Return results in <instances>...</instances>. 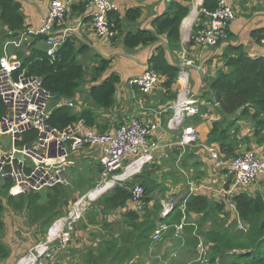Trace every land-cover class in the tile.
Segmentation results:
<instances>
[{"label": "trees", "instance_id": "16d2710c", "mask_svg": "<svg viewBox=\"0 0 264 264\" xmlns=\"http://www.w3.org/2000/svg\"><path fill=\"white\" fill-rule=\"evenodd\" d=\"M191 1L184 0L182 3L183 1L169 0L164 13L153 19L152 31L136 30L133 32L124 30V24H131L140 19V8L128 9L123 16L117 11H111L108 13V21L115 35L109 38L108 42L115 44L116 40H121L126 50H134L138 47L154 45L160 37H165L167 49L171 52H178L180 50V25L189 15ZM216 7L217 0H202L200 9L210 12L214 11ZM85 8H87L85 4H73L69 9L73 14L83 13ZM198 20L201 23L197 22L192 26L191 40L188 45L195 43L198 33L204 28L203 24L207 21V17L200 13ZM184 22L182 28L186 29ZM0 23L6 30L0 35L1 57L4 42L17 41L21 33L27 31L28 28L19 2L0 0ZM57 26L55 22L53 29L56 30ZM32 38L34 37L32 36L23 42L19 49L11 48L10 53L17 54L21 61V70L25 71L26 75L41 79L42 86L54 96V100L72 101L80 90L82 79L87 74L82 57L88 49L82 46L77 48L75 37H68L59 47L54 58H51L47 55L46 49L42 47L41 40L35 38L32 41ZM222 59V67L217 69L214 77L208 80L216 97L217 105L212 104L206 90L203 91L202 96L211 103V106L216 108L217 114L222 119L220 122L212 123L207 143L216 144L220 154L228 158V156L233 157L237 154V147L240 142L249 144L255 140L256 145H264V57L252 58L247 55L242 45H238L227 47ZM110 62V60L99 58L89 72L87 84L90 87L86 92V100L89 106L78 113L68 104H53L48 120L51 127L63 130L72 124L82 122L86 127L96 128L101 132L107 128L106 125L109 121L104 119L100 112H107L114 107L120 78L116 73H111L102 81H98L107 72ZM147 69L161 77L159 83L162 89L161 97L165 99V102L172 103L177 96L174 87L179 68L166 59V48L163 45H158L149 57ZM205 110L203 109L202 112ZM3 114L4 108L0 101V117ZM247 119L252 125V135L240 139L242 136L238 122ZM166 121L167 119L161 120L162 126H165ZM28 135L33 134L28 133L25 137ZM178 153L175 152V155ZM174 160L176 161V158ZM97 165L95 169L100 171L101 167L99 164ZM182 167L186 169L183 161ZM176 170L179 172L177 168ZM73 171L80 173L82 181L79 185H75L74 181L71 182L73 191L83 194L94 187L95 178H89L92 172L90 167ZM151 175L152 173L150 175L143 174L141 171L139 176H135L145 191V209H150L146 211L144 209L143 219H146L144 220L146 223L143 233L140 234V239H148L156 222H165L168 226L179 225L183 216L186 218L187 224H197L198 235H200L199 228L202 231L203 222L209 221L215 225L220 220L221 215L229 217L231 214L234 218L231 221L236 226V217L229 209L226 199L216 203L206 196L190 195L182 199L181 203L177 204L167 217L160 218L162 200L159 202L153 199L151 193L155 190L163 193V185L158 183V179H151ZM91 181L93 183L89 185ZM0 183V233L5 228L2 213L5 207H9L15 213L26 215L28 222L32 225H38L42 229V233L45 234L52 223L64 216L63 208L67 205L72 193L68 186L57 184L52 188L45 189L48 193L45 196V201L42 202L40 191L14 197L8 193L12 186L11 182L0 181ZM132 186V182H125L123 186H115L107 191L100 196L99 207L104 212L123 208L130 199ZM149 203L153 204L152 208L149 207ZM232 204L235 206L239 221L245 225L244 231H233L231 227H225L223 232L218 233L215 232V228L220 225L216 224L215 228L207 230L204 228V223L203 228L207 232L204 242L209 245V264H264V195L249 196L246 193H239L232 198ZM182 205L183 213L181 211ZM126 217L134 222L138 215L135 212H129ZM150 218L154 220L150 221ZM190 225L185 226L183 231H190L192 234L194 226ZM170 229L173 230L172 227ZM191 241L195 248L197 238L192 235ZM116 246V243L107 241L103 245V252L106 256L111 257ZM118 252L121 250L116 251V253ZM9 253L8 247L0 243V261H5L9 257ZM109 259L105 260V264H122L119 258L114 257L111 261ZM88 264H92V261Z\"/></svg>", "mask_w": 264, "mask_h": 264}, {"label": "built area", "instance_id": "2783aa9c", "mask_svg": "<svg viewBox=\"0 0 264 264\" xmlns=\"http://www.w3.org/2000/svg\"><path fill=\"white\" fill-rule=\"evenodd\" d=\"M200 6L201 4L198 10L190 12L191 20L187 26L200 13L207 17L206 25L195 39V44L205 50L217 46L227 38V29L235 19V11L229 0H217L216 9L210 12L200 9ZM112 9L113 6L109 0H102V3L97 4L94 33L99 38L108 40L113 36L108 33L103 24L104 14ZM65 10V5L59 0L51 1L41 28L37 31L22 32L17 41H7L3 47V55L0 57V101L4 114L0 117V144L3 145L2 140L6 139L8 146H0V181L11 182L12 186L8 193L14 197L52 188L57 184L68 186L65 175L75 163L73 157L85 148L95 153L101 170L94 188L88 194L72 201V207L66 212L67 216L54 222L48 229L47 244L53 242L54 246L50 249L47 246L37 247L35 253L22 258L18 264H47L54 252H59L70 242L74 225L82 217L85 200H91V197L96 199L103 195V192L115 186H123L129 179L139 175L146 164L152 162L153 154L160 147L165 148L171 145L155 139L157 128L161 126L160 120L152 124H144L136 120L123 121L116 126L111 125L109 129L102 132L96 128H88L82 122L72 124L63 130H58L48 124L53 96L44 89L40 78L28 76L25 71L21 70L20 60L15 54L9 53V48H20L22 42H26L30 37L45 34L49 53L58 50L74 33L73 29L62 31L53 29L55 22L59 23L63 20ZM190 40L191 36L187 34L185 44H188ZM259 44L263 48L261 56L264 57V32L259 39ZM176 65L179 68L175 84L177 96L169 108L162 112H171L165 123V132H178V139L176 138L174 144L179 149V156L175 164L179 173L183 175L185 174L183 170L186 169L182 167V154L188 147L200 145L199 133L189 126L188 122L202 115L205 102L198 91L193 92L190 89L189 69L202 73V69L195 60L188 58L183 51L179 54ZM160 81L159 75L146 68L142 74L132 78L129 82L143 95H150ZM206 104L211 105L210 102ZM28 133L33 135L25 137ZM207 152L214 165L225 171L231 187L229 191L224 192L226 202L236 217L237 229L244 231L245 225L237 217L231 196L237 187H245L259 181L264 182V154L243 152L234 158L222 159L223 156L215 148H207ZM120 169L124 171L117 174ZM189 186L186 198L197 190L192 184ZM130 194L128 203L131 212L137 215L144 213L145 191L143 187L139 184L133 185ZM176 205L177 203L172 202L162 203L160 218L167 217ZM181 211L183 213V205ZM157 223L151 236L153 242L160 241L171 227L178 236L185 226L190 225L186 223L184 216L179 225L168 226L165 222ZM190 226H194L192 235L197 238L196 260L200 264H209L208 248L197 234V225L191 224Z\"/></svg>", "mask_w": 264, "mask_h": 264}, {"label": "crops", "instance_id": "0c3cea01", "mask_svg": "<svg viewBox=\"0 0 264 264\" xmlns=\"http://www.w3.org/2000/svg\"><path fill=\"white\" fill-rule=\"evenodd\" d=\"M15 1L19 2L21 5V12L25 17V24L28 27L27 30L37 31L39 28H41L48 11L49 2L51 0ZM168 1L169 0H116V11L123 16L124 12L128 9L140 8V19L131 24H124V30L133 32L136 30L152 31L151 23L153 19L164 13ZM195 1L198 7L202 3V0H194L193 2ZM229 3H231L235 11V19L232 21V23H230L227 29L228 37L225 40H222L217 46L206 48L205 50H202L199 45L195 43L193 45L187 44V46L185 47L183 45V41L185 40L187 34L191 36L192 26L197 22L201 23L198 20V17L193 20L189 26L185 25L186 29H183V31V22L181 23L180 50L178 52H171L169 49H167V42L165 37H160L159 41L154 45L138 47L134 50H126L123 47L121 40H116L115 44H112L110 42L104 41L103 39H99L95 35L94 29L92 27V14L94 12V8L91 5H87L86 3H84L83 0H75L74 5L85 4L87 7L85 8V11L83 13L72 14L70 12V9L67 8V11L65 13L66 16L64 18V21L62 22V27L59 28L58 31H62L65 28L74 30V33L72 35L77 41V48L82 46L88 49V51L83 55V59L84 62L88 60L91 63V65H89L90 68L96 65L99 58L111 61L107 72L98 82L102 81L111 73H116L119 76L120 82L117 85L114 107L107 112H100L104 119H107L109 122H111L112 126H116L123 121L131 120L140 121L144 124H152L158 122L159 120L161 121L162 119H167L170 117V111L163 113L162 110L168 109L171 102H165V99L163 98L156 99L152 94L151 96L143 95L137 87L130 85L129 81L132 78H135L143 73V71L147 68L149 57L152 55L158 45H163L166 48V59L170 63L177 64L179 54L184 51L185 53H187V57L194 59L196 64L202 69V73L197 72L195 69H189L190 82L193 92H200L201 89H203V91L206 90L204 89L205 86L203 81L208 82L209 79L214 77L215 71L222 67V55L225 53L227 47L242 45L244 51L248 56L252 58L261 57L263 48L258 41L264 32V0H229ZM206 23L207 21L204 22L203 25H206ZM0 26L5 30V27H3L1 23ZM35 38H37V36L32 38V41H34L33 39ZM44 41L45 40H41V45L45 49ZM79 59H81L80 56ZM200 80H202V82H200ZM89 87L90 85L86 84L84 86V89L81 90L84 91L85 96ZM174 89L177 92L176 85ZM60 102L70 104L71 107L74 108L75 112L78 113L82 109L89 106V103H87L88 106H86L85 104L83 105V102L80 100L79 94L75 95L72 101ZM75 102L77 103L76 105ZM205 103L209 102L206 100ZM211 107L215 108L214 106ZM204 109H206L205 106ZM215 111L216 114L214 115L210 113L209 109H207L205 113L206 115H201L202 117L199 123H196L195 125L191 124L200 135V145L192 147L191 149H186L182 154V161L184 162V165H186L187 171L190 170L192 171V173L196 174L192 175L191 173H189L190 175H188L190 176V178H188V175L185 178L184 175H181L174 168L176 176L179 178V180L181 179L182 181H178V183L176 182L177 184L174 183V185L176 184L175 186L171 184L167 185L169 189L166 187V185H163L158 181L160 185H163V194L165 196L172 192L176 194L181 190L182 187H184V197H186L189 192V185L192 184L193 187L197 189L196 192L193 193V195L206 196L216 203H219L226 199L224 192L229 191L228 189H231L229 180L225 176V171L214 165L207 152V148H215L220 153L216 144L207 143V137L211 130L212 123L220 122L222 120L220 115L217 114L216 108ZM160 127V129L159 127L157 128L155 139L171 144L168 147L160 150V157L167 158V154L169 153L168 149L173 148L174 153L178 152L174 144V142L176 141V137L174 133H166L165 126H162V123ZM243 135L250 137V134L246 132L242 133V138L240 139L244 138ZM250 145L252 146L251 149L253 152L259 155L264 154V145H261L259 147L254 143H251ZM177 155L179 156V154ZM177 155H175V157ZM175 157L170 162L173 163ZM164 160H162V162ZM153 162L154 158L151 163ZM154 174L155 172L152 170L151 177H153ZM163 179L164 181H166L168 178L164 177ZM258 184L260 183L254 184L252 187L243 190H241L242 188L237 187L233 190L234 192L231 198L238 195L239 193H246L249 196H255L256 194L254 195L250 192L261 190V186L259 187ZM156 193L158 192L153 191L151 193V197L160 202L161 199L157 196ZM76 198L77 196L70 198V202L76 200ZM90 199L95 198L91 197ZM152 205V203H149V207L152 208ZM131 211L132 210L130 209L129 203L127 201L123 208H119L115 211L104 212L101 208L98 211H95L93 213V226L85 225L84 220L79 224L78 221L77 224L74 225V229L76 230V235L80 236V239L78 243L74 242L73 244H71V247L74 250L70 251L69 249H61L59 254L62 262L64 258H66V260H70V254L73 252H76L78 256L81 255L83 258L86 253V251H83L82 245L84 244L87 246L92 245L95 248L90 249L83 263L88 264L90 261H92V264H95L94 257H98L100 260L102 257H105V260L107 258H110L109 261H111L114 258L113 255L109 257L106 256L103 252V245L107 241H110L116 243L117 249L119 250H122L124 248L129 249L131 251V255L129 256H126L124 251L118 252L120 254L116 253L114 256L118 257L122 261V264H133L134 259L136 258V252H134L133 250L139 249V254H142L145 251L148 252L150 246L147 245V247H144V240L140 239V234L143 233L142 231L146 223V221L144 220L146 219L141 220V217L139 216L140 214H138L137 219L134 222H131V220L126 217L127 213ZM97 217H99V219L101 218L100 220L102 223H98V219H96ZM230 219H234L231 214ZM204 228L209 230L211 227H209V225L207 224L204 226ZM169 232L174 241L167 240L168 242L165 245L166 248L172 250L173 247H178L177 250L179 251V253L183 252L185 254L186 250H189L190 248L187 241L184 239V237L181 238L182 240L180 239L182 242L176 240L174 238L175 232L171 229L169 230ZM90 233H92L95 238L93 242H90V240L88 239V235ZM176 237L180 238L179 235ZM190 239H192V234L190 236ZM8 249L10 253L9 257L6 259V264H10L11 261L15 260V255L17 254L16 252L22 251L20 248L12 246H8ZM99 251L100 253H98Z\"/></svg>", "mask_w": 264, "mask_h": 264}, {"label": "rangeland", "instance_id": "374dc122", "mask_svg": "<svg viewBox=\"0 0 264 264\" xmlns=\"http://www.w3.org/2000/svg\"><path fill=\"white\" fill-rule=\"evenodd\" d=\"M51 1H53V0H51ZM51 1L49 2V6H50ZM59 1L61 3H63L66 8H70V6L73 5L75 2V0H59ZM193 1L194 0H192L190 2V12L194 11L195 9H197V10L199 9L198 5H196V1L195 2H193ZM109 3L112 4V6H113V9L111 11H116L117 10L116 0H109ZM48 10H49V7H48ZM190 12H189V15L184 19V20H186L187 18H189L187 23H189L191 20ZM64 18L61 22L57 23L58 26L56 27V30H58L59 28L62 27V22L64 21ZM184 20L182 22H184ZM65 29H68V28H65ZM65 29H63V30H65ZM5 31L6 30H4L0 26V35ZM182 31H183V28H182ZM72 34L69 37H73ZM99 39H102V38H99ZM103 40L107 41V42L109 41V39L108 40L103 39ZM6 43H7V41L4 42L3 47ZM183 45H184V47L187 46V44H185V41H183ZM10 49L11 48H9V53H10ZM14 49H19V48H14ZM12 54H14V53H12ZM2 55H3V49H2ZM15 55L17 56V54H15ZM185 55L187 56V53H185ZM17 58L19 59L18 56H17ZM82 61H84L83 57H82ZM89 65H91V63L88 60L84 62V66L86 68L87 74L82 79V81L80 83V90L77 93V94H79L80 100L83 102V105L85 104L86 106H88V104H87L88 101L86 100V96L84 94V91H81V90L84 89V86L87 84V81L89 80V72L91 70ZM190 89H192L191 82H190ZM161 93H162V89H161V86L159 85L154 89V91L152 92V95L156 99H161L162 98ZM199 94L202 96L203 89L200 90ZM150 96H151V94H150ZM202 98H203V101L206 102V99L203 96H202ZM53 100L51 101V104H50L51 109L54 106L53 104L60 102V99L54 100V102H53ZM76 104L77 103L75 102V105ZM204 105L206 107V110L202 112L203 113L202 116L206 115L205 113H206L207 109L210 110V113H212L214 115L216 114L215 108H212L211 106L207 105L206 103ZM203 109H204V106L202 107V110ZM97 114L100 115L99 113H97ZM202 116H198V117H195V118L189 120L188 125L193 127L191 124L195 125L196 123H199ZM190 121H191V123H190ZM111 125H112L111 122H108L106 127L109 128ZM239 127H240V135L241 136H242V133H246V132L249 133L250 136L252 135V125L248 119L244 120L242 122H239ZM173 133H174L175 137L178 139V132L175 131ZM243 136H245V135H243ZM2 143H3V145L0 144V146L1 145H2V147L8 146V142H6V139H3ZM251 143L256 144L255 140H252ZM251 143L246 144L244 142H240V144H238V147H237V152H236L237 154L236 155L243 153V152H253L251 149L252 146L250 145ZM161 149H164V148L160 147L159 151H157L153 154L154 162L144 166L142 169V173L150 175L152 173V170H153L155 172V174L153 175V177L150 176L151 179H158V181L161 182L163 185H166V187H167V185H170V184L175 186L178 183V181H182V180L181 179L179 180V178L175 174V169H176L175 160H173L174 164L172 162H170L175 157V153L173 152L174 149L173 148L168 149L169 153L167 154V158L160 157V154H161L160 150ZM188 149H191V147H188ZM177 150L179 152V149H177ZM177 156L175 158H177ZM235 156H233V157L228 156V158L229 159L234 158ZM73 158L75 159V163L73 165L74 168H70L65 175L66 179L68 181V187L71 188V182L72 181H74L75 185H79L82 183L81 178H80V173H78L77 171H73V170L85 169L87 167H90V169H92V172L90 173L89 178H91V179L95 178L94 183L96 184L98 179H99L100 171H99V169H95L98 166L97 165L98 162L96 161L95 153H93V151H91L90 149L85 148L84 150L77 153ZM222 159H225V157H223ZM162 160H164V161L162 162ZM123 171H124V169H120L117 174H120ZM183 171L185 172V174H189V173H191L192 175L196 174V173H192V171H190V170L187 171V169L183 170ZM185 174H183V175L186 178ZM189 175H188V178H190ZM163 176L165 178H168V179L166 181H164ZM192 178H194V177H192ZM127 182H132V185L139 184V180L136 177L129 179ZM92 183L93 182L91 181L89 183V185H92ZM174 183H176V184L174 185ZM258 183H260V184H258V186L259 187L261 186V190L252 191L250 193H253L254 195L255 194L264 195V182L260 181ZM253 185L254 184H250L248 186L240 187V188H242L241 190H243L246 188H250ZM93 188L94 187H92L91 189H88L83 194L82 193L78 194V192L73 191L71 188V191H72L71 195L73 194L72 197H75V196L81 197L83 195L88 194ZM155 192H158L156 194L162 200V203L172 202L174 204L175 203L179 204V203H181L182 199L186 198V197H184V193H185L184 187H182L181 190L179 192H177L176 194H174V192H172L166 196L163 193H160L158 190H155ZM47 193H48L47 190H43V191L39 192V194L42 197V199H41L42 202L45 201V196ZM100 196H98L94 200L93 199L85 200V203L83 205L84 211L82 212V217L79 220L78 224L84 220L85 225H90V226L94 225L93 213L100 209V207H99ZM70 200L71 199H69V201L67 202V205L64 206V208H63L64 216L59 218L60 220L67 216L66 212L69 210L70 207H72V203L70 202ZM146 210H150V209L146 208L145 211ZM139 216L141 217V220H143L144 214H140ZM2 218H3V221L5 223V228L1 232L2 234L0 233L1 234L0 235V243L4 244L7 247L12 246V247L20 248L22 250L21 252H16L17 254L15 255V260L11 261L10 264H18V262L22 258L29 256L30 253H35V249L37 247L47 246L50 249L52 246H54L55 243H53V242L51 244H47V231H48V229H47L46 233L43 234L42 229H40V227L38 225L30 224L28 222V220L26 219V215H24L23 213H15V212L11 211V209L9 207H5V210L2 213ZM59 219H57V220L59 221ZM96 219H98V223H102L100 220L101 218L99 219V217H97ZM149 220L153 221L154 219L150 218ZM204 223H205V225L208 224L209 226H211V228H213L216 224L220 225L219 227H216V228L214 227L215 232H218V233L223 232L225 230V227H231V229L233 231H238L237 227L231 221L230 215H229V217H227V216L224 217L223 215H221L220 220L215 225L209 221H205L202 223V231L199 228V233L201 235L200 237L202 240H204V237H206V234H207L206 230L203 228ZM52 224H51V226H52ZM155 224H154V227L156 228L158 223L156 225ZM83 228H84V226H83ZM183 232L181 234H179L180 238H177L175 234H174V238L176 240L181 241L182 240L181 238L184 237V239L187 241L190 248H189V250H186L185 254L183 252L179 253V251L177 250L178 247L177 248L173 247L172 250L171 249L169 250L168 248H166L165 245L168 242L167 240H173L174 241V239L170 236L169 231L166 232V234L163 236V239L158 241V242L152 241V239H151V236L153 233V231H152L150 236H148V239L145 238L144 243H143L144 247H147V245L150 246L149 251L148 252L145 251L144 253L139 254V249H136L138 251L133 250L134 252H136V258L134 259L133 264H198L199 262H197V260H196L197 254L195 252V248L193 246L192 241H190L191 239H190L189 235L191 233H190V231H183ZM79 239H80V236L76 235V230L74 229V232L71 235L70 242L63 249H69L70 251L74 250L71 247V244H73L74 242L78 243ZM88 239L90 240V242L94 241L95 238H94L92 233H90L88 235ZM57 245H58V243H57ZM205 245L208 248V245L206 243H205ZM82 246H83V251H86L83 258L81 255L78 256L76 252H73L70 254V260H66V258H64L63 262H62L60 254H59L61 251L60 250L59 252H54L52 254L51 258L47 261V264H86V263H83V261L87 255V253L90 251L91 248H95V247H93L92 245L87 246L85 244ZM117 250H119V249H117V246H116L115 251L113 253V257H115L116 259H118V257H116L114 255H115ZM121 251L122 252L124 251L126 256L131 255V251L127 248H124ZM208 251H209V248H208ZM98 253H100V251ZM94 260H95L96 264H105V257H102L101 260L98 257H94ZM99 260H100V262H99ZM0 264H6V260L0 261Z\"/></svg>", "mask_w": 264, "mask_h": 264}, {"label": "bare ground", "instance_id": "6f19581e", "mask_svg": "<svg viewBox=\"0 0 264 264\" xmlns=\"http://www.w3.org/2000/svg\"><path fill=\"white\" fill-rule=\"evenodd\" d=\"M84 1V3H86L87 5H91L93 8H94V12H93V14H92V27H93V29H94V22H95V12H96V7H97V4L98 3H102V0H83ZM198 8V7H197ZM66 11H67V8H66V10H65V13H66ZM110 11H106V13L104 14V16H103V24H104V27L106 28V30L108 31V33L109 34H112V35H115V33L112 31V29L110 28V25H109V21H108V13H109ZM189 19V18H188ZM188 19L184 22V27H186L185 25H187V22H188ZM95 30V29H94ZM42 35H45V34H42ZM46 36V39H41V40H45L44 42H45V49H46V53H47V55L49 56V57H51V58H54V56H55V53L57 52V50L56 51H54V52H51V53H49V48H48V46H47V35H45ZM59 49V48H58ZM53 96V95H52ZM53 99H54V96H53ZM57 104H67V103H64V102H58ZM68 105H70V104H68ZM71 106V105H70Z\"/></svg>", "mask_w": 264, "mask_h": 264}, {"label": "water", "instance_id": "95a60500", "mask_svg": "<svg viewBox=\"0 0 264 264\" xmlns=\"http://www.w3.org/2000/svg\"><path fill=\"white\" fill-rule=\"evenodd\" d=\"M37 38H39V39H46V36L45 35H42V34H38L37 35ZM203 83H204L206 92L208 93V96L210 98V101L212 102L213 105H217L216 97H215V95H214V93H213V91H212L209 83L208 82H205V81H203ZM159 129H160V127H159ZM20 158H22V157H20ZM105 192H107V191H105ZM105 192H103L102 194H104Z\"/></svg>", "mask_w": 264, "mask_h": 264}]
</instances>
